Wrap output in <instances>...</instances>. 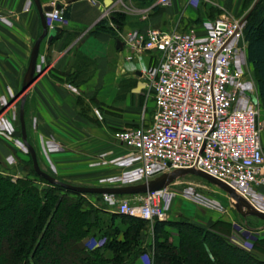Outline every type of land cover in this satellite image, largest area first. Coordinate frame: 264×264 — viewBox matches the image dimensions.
Masks as SVG:
<instances>
[{
  "label": "crops",
  "instance_id": "1",
  "mask_svg": "<svg viewBox=\"0 0 264 264\" xmlns=\"http://www.w3.org/2000/svg\"><path fill=\"white\" fill-rule=\"evenodd\" d=\"M41 3L62 4L69 17L56 22L58 31L53 39L46 38L41 44L39 57L45 56L46 62L27 96V125L30 113L41 161L44 163L45 157L49 160L46 167L69 182L103 185L104 177L128 169L126 165L113 163V159L124 158L131 151L113 138L114 130L138 127L143 117L149 116L146 111L151 107L140 78L155 62V53L132 49L128 36L146 35L152 28L195 29L203 34L205 22L223 15L244 16L245 0H171L167 6L160 4V11L153 6L143 7L142 0L70 3L41 0ZM0 10L7 12L11 21H0V100L5 96L14 101L22 95L32 46L42 31L41 20L32 0H0ZM116 13L125 16L120 26L114 22ZM102 19L109 21L110 29L93 33ZM129 56L133 58L129 60ZM76 72L82 74L78 85L65 80L64 74ZM0 108L1 115L10 117L11 107ZM16 123L13 122L15 127ZM47 139L62 150L49 152ZM2 140L0 137V146ZM167 230L178 244V231L170 227ZM144 242L145 245L153 242L152 230ZM149 262V256L144 255L136 264Z\"/></svg>",
  "mask_w": 264,
  "mask_h": 264
},
{
  "label": "built area",
  "instance_id": "2",
  "mask_svg": "<svg viewBox=\"0 0 264 264\" xmlns=\"http://www.w3.org/2000/svg\"><path fill=\"white\" fill-rule=\"evenodd\" d=\"M158 3L167 6L171 0ZM65 19L56 4L47 13L51 29ZM0 21L11 22L7 12L0 10ZM246 22L245 17L223 15L205 22L203 34L195 29L152 28L146 35L128 36L132 49L155 53V62L143 73L149 78L148 95L154 97L156 110L152 124L115 133L131 151L113 163L128 169L104 177V185L136 184L176 168H198L264 211L263 127L256 105L258 88L247 59ZM45 62V56L38 57L37 72L44 71ZM9 103L1 97L2 106ZM15 130L13 120L0 114V136L9 137ZM46 146L49 152L62 149L52 139ZM6 159L13 161L12 156ZM169 187L133 198L104 194L101 203L116 213L168 220ZM187 191L194 193L192 187ZM239 236L250 245L243 237H250L249 231Z\"/></svg>",
  "mask_w": 264,
  "mask_h": 264
},
{
  "label": "trees",
  "instance_id": "3",
  "mask_svg": "<svg viewBox=\"0 0 264 264\" xmlns=\"http://www.w3.org/2000/svg\"><path fill=\"white\" fill-rule=\"evenodd\" d=\"M156 1L142 0V4L162 10ZM252 1L245 0L244 8ZM64 16L69 17V12L65 10ZM124 17L116 13L114 22L120 26ZM246 20L247 59L264 100V0L257 1ZM108 22L102 19L92 32L109 30ZM64 75L71 84L81 81V73ZM26 116L27 102L25 120ZM120 130H114V139ZM27 133L41 165L40 149L28 128ZM19 135L22 137V132ZM28 157L25 176L9 169L5 172L0 158V264H136L144 255L149 256V264H264V237H253L249 246L241 245L232 240V227L222 221L206 227L185 216L150 221L110 211L99 204L101 194H84L49 183L36 173L29 152ZM44 170L69 182L49 167ZM169 227L178 231V244L171 239ZM149 230L153 242L145 245Z\"/></svg>",
  "mask_w": 264,
  "mask_h": 264
},
{
  "label": "rangeland",
  "instance_id": "4",
  "mask_svg": "<svg viewBox=\"0 0 264 264\" xmlns=\"http://www.w3.org/2000/svg\"><path fill=\"white\" fill-rule=\"evenodd\" d=\"M257 1L258 0H255V1L253 0L252 1L253 3L250 2L248 7L244 8V11H243L244 16L242 17L247 18L248 12L250 11V9L254 7ZM249 66L252 71L253 69L252 66L250 64ZM140 80H142V82L144 83L145 89L148 90L147 83H148L149 78L147 77V74H144L142 78H140ZM21 96L22 95L15 98L14 101L11 100V103H9L7 107L6 106L4 107V105L2 106L1 100H0V107H2L3 109L11 107V112L9 115L10 117L8 118L10 120H13L14 116H16L13 122L14 124H15V121L17 122L16 127H15L16 130L13 132V134H10L9 137L0 136L4 139L1 141L0 147H2L3 151H0V155H1L0 158L2 157L1 160L3 161V165L6 168L5 172L6 171L8 172L10 170V172L15 171L17 172L18 175L25 176L27 175V172L23 170L25 167L24 163L25 161L29 159V157H28L27 148L24 146L22 142V137L19 135V132H21L20 130L21 126L19 122V113H20L19 110H20ZM146 98L148 99V101H150L151 107L148 111H146V113H149V116L146 115V117H143L142 124L148 126L152 124L154 121V114H155L156 106L154 104L152 95L147 94ZM91 105L94 107L95 104L91 103ZM256 105L259 108L260 123L262 127L264 128V100L260 98V95H259V99ZM30 115L31 114L29 113L28 114L29 125H27V128L30 131L32 138H34L33 141H35L36 138H35V132H34L35 130L34 120H33V117H30ZM263 132H264V129H263ZM263 138H264V135H263ZM45 143L47 145V142ZM54 152L56 153L58 151H53L52 153ZM5 153H7L8 155L4 156ZM8 156L13 157L12 162L6 159ZM48 162L49 160L46 157L44 158L45 164L41 161L42 163L41 165L42 167L44 165L43 167L44 169L46 166H49ZM77 185H89V184H77ZM190 187L193 188L194 193H189L187 191V189H189ZM169 193H171V198L167 202V206H166V210L168 213V220H176V219H179L180 216H185L206 227H210L216 221L225 222L232 227V230H233L231 234L232 240L235 243H240L241 245L242 244L244 245L246 243V242L244 243L243 239L240 238L239 235H241V233H245L249 231L250 233L249 239L253 237L254 238L264 237V228L262 229L264 222L262 220L256 217H249L247 219L243 218L236 211L233 205V200L230 198V196L228 195L226 191H224L217 185L212 184L209 181L201 177L190 175V176L181 178L177 180L175 183L170 185ZM198 193L201 195H198ZM89 198L92 199L91 196ZM96 206H99V205H96ZM247 225L250 227H247ZM249 228H254V229H249ZM249 239H248V243L250 241ZM91 242L92 244H94L93 241Z\"/></svg>",
  "mask_w": 264,
  "mask_h": 264
},
{
  "label": "water",
  "instance_id": "5",
  "mask_svg": "<svg viewBox=\"0 0 264 264\" xmlns=\"http://www.w3.org/2000/svg\"><path fill=\"white\" fill-rule=\"evenodd\" d=\"M72 1L75 0H66V2L68 3ZM32 2L35 4L38 10L42 24V32L35 40L32 46L28 66L23 77L22 89H21L22 96H21L19 114H20V126L22 132V141L31 155L34 169L39 176L43 177L46 181H48L51 184L61 185L66 189L73 190L76 192H81L84 194H101V195L114 194L120 196H132V195L144 194L150 191H156L166 188L181 178L193 175V176L201 177L209 181L210 183L217 185L224 191H226L230 196V198L233 200V205L236 211L243 218L247 219L249 217H256L264 222V211H261L256 207H254L246 198L240 195L234 188H232L224 181L198 168H176L172 171L162 173L161 175L142 183L121 185V186L77 185V184L65 182L51 175L46 170H44L39 163L35 147L29 142L28 139L27 126L25 120V104L30 87L32 86L36 78L39 76V74H41V72L36 71L41 44L46 38L49 41L52 40L54 33L58 31V27H54L51 29L49 28L47 22V13L51 12L54 9L53 5L43 6L41 0H32ZM56 8L61 9L62 4H56ZM247 227L250 226L247 225ZM263 228L264 225L262 226V229ZM249 229H254V228H249Z\"/></svg>",
  "mask_w": 264,
  "mask_h": 264
}]
</instances>
